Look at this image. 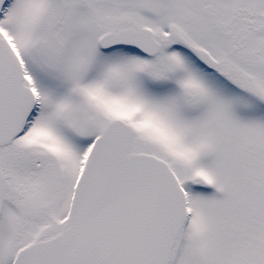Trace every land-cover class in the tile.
<instances>
[{"label":"snow or ice","instance_id":"6c2138e0","mask_svg":"<svg viewBox=\"0 0 264 264\" xmlns=\"http://www.w3.org/2000/svg\"><path fill=\"white\" fill-rule=\"evenodd\" d=\"M0 264H264V0H0Z\"/></svg>","mask_w":264,"mask_h":264}]
</instances>
